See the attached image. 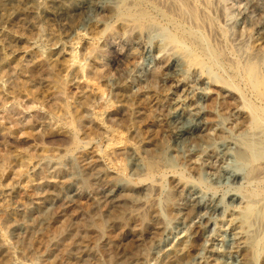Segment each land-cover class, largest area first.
Returning a JSON list of instances; mask_svg holds the SVG:
<instances>
[{
    "label": "rangeland",
    "instance_id": "1",
    "mask_svg": "<svg viewBox=\"0 0 264 264\" xmlns=\"http://www.w3.org/2000/svg\"><path fill=\"white\" fill-rule=\"evenodd\" d=\"M36 1V26L23 4L0 8V17L11 11L0 21V264H242L239 237L264 203V183L233 179L250 123L225 74L206 87L175 59L188 48L151 11L149 22L112 29L111 3L84 15L85 37L72 35L64 49L74 56L60 57L51 44L75 20L48 18L41 9L53 0ZM210 1L235 53L260 55L264 70V0ZM43 45L45 76L60 86L53 96L32 82ZM197 117L199 129L177 145L171 131Z\"/></svg>",
    "mask_w": 264,
    "mask_h": 264
},
{
    "label": "bare ground",
    "instance_id": "2",
    "mask_svg": "<svg viewBox=\"0 0 264 264\" xmlns=\"http://www.w3.org/2000/svg\"><path fill=\"white\" fill-rule=\"evenodd\" d=\"M1 2L2 1L0 0V8L2 7L3 10L6 8L5 7V4H7L6 2H9V3L17 2L19 4H23L25 6L24 8L28 7L29 12H31V16L27 19L26 25L36 26L39 23L38 10L41 7L37 4L36 0H4L3 3H1ZM109 3H111V4H109ZM102 4H109V5L113 4V6H114L113 10H111V12H110V15L114 16L115 21H116V23L113 24L112 29L113 28H115V29L121 28L124 31L128 28L129 23L138 24V26H140L141 24H144L147 21L149 22V20L151 19V16H152L149 13V11H151V13H153V14L159 15V17H161L160 24L166 30H167V28H169L171 30L172 36L174 37V39L177 41V43L179 45L186 46L188 48V51H186V52L182 51L181 53L178 54L177 57H175V59L176 58L177 59H183V60H185V62L188 65L193 66L195 69L199 70V72L201 73L202 81L204 82L206 87L214 84V82L216 81L215 77L217 75L215 76L214 72H223V74H225V80H223V82H222L223 88L225 89V91H227L233 95H236V98L239 101V104L241 105L242 121L243 122L248 121L250 123V126L247 129V131L244 130V132H245L244 136L245 137L243 138V141H242V148H240L241 152L239 154V158L241 160V164L239 162L238 165L239 166L241 165V168L239 170L236 169V171H231V173L233 172L232 173L233 179L234 180L238 179V174L236 172H244L243 173L244 175L242 173L241 174L243 176L242 178L244 180H246V183H248L247 185L254 182L259 187L260 184L264 183V70L259 66V63H260L259 60L260 59L258 57L260 55L258 57H255V56H253L254 55L253 54L252 57L247 56V58L245 60L244 59L241 60L239 58V56L232 49L231 44L225 40L224 31L222 30V28H220V26L217 24L214 17L211 15V13H212L211 11L213 10V5H212L210 0H53L50 4H48V6L41 9L43 14L48 16V18L49 17H52V18L67 17L66 18L67 20H68V18L74 19L75 23L72 25V27L69 28L67 33H65L62 36H58L55 38V40L51 44V50H53V52L60 57H65V56H67L69 58L73 57L74 53L72 51L66 52V50L64 49V45L66 43L67 44L71 43V40L73 38L72 39H70V38L72 35H78L81 39H82V37H85V33H81L79 31L81 29V25L85 21L84 15L88 14L91 11L100 9ZM8 6H11V5L9 4ZM15 6H17V5H15ZM108 7H110V6H108ZM18 9L16 7L15 10L17 11ZM28 9H26V10H28ZM10 10H11V8H10ZM20 10H22V8ZM219 10H221V9H219ZM1 12H2V10H1ZM9 13H7L8 14L7 16H6V13H3L0 17V21L4 20V22H5L6 20L4 18L7 19L9 16ZM21 18H23V17H21ZM1 25H2V22H1ZM67 46H69V45H67ZM71 47H72V45H71ZM37 48H39L37 51L39 53V58H37V60L34 63H32L33 65H32L31 70H32V72H34L33 74H36V77L32 79V82L39 83L40 85H44V86L46 85V86L51 87V90L53 91V94H52V96H53L54 94L59 93L60 86L54 80L47 78L48 76H45L48 73V62H49L48 56L46 55V48L47 47L45 45H43V46H41V48L36 47V49ZM96 48H97V46H96ZM92 52H94V51H92ZM181 54L183 57L181 56V58H180ZM75 60H77V59H75ZM75 63H76L75 66H77L78 69H80L81 67L83 68V64L81 62H80V64H78L77 62H75ZM177 65H178V63H177ZM177 65H176V67H177ZM168 68L170 69L171 67L168 66ZM222 76L223 75H221V77ZM170 78H171V76H170ZM205 86H204V88H205ZM39 88H42V87H39ZM119 94L122 98L128 99L130 97V92H129L127 83H124L123 85H121L119 87ZM205 94H206V91L203 90V92H202L203 97L205 96ZM196 112H198V110ZM193 116H194V114H193ZM200 123H201L200 117H197L191 121L189 120V122L186 123L185 127L183 126L181 129H176V130H175V128H176L175 127L174 131H171V137L175 140L177 145L183 144L184 140L186 138H189L191 133L193 134L194 130H196L198 128ZM178 128H180V127H178ZM251 129H253L252 134L251 135L246 134ZM3 157H5V156H3ZM231 159H232V157H231ZM147 164H148L147 165L148 169L150 171H152V170H154V168H156L155 163L152 161H148ZM230 175L231 174L229 172V176ZM255 187H256V185H255ZM262 188H264V187H262ZM252 191H254V190H252ZM256 193L253 192L250 195H253V196H254V194L257 195ZM250 195L248 192V194L245 196L248 197ZM263 198L258 197L256 200V197H255L254 201L256 200V202L260 203V201ZM251 200H249V201H251ZM252 203H253V200H252ZM194 205H195V202H194ZM198 205H199V203H198ZM208 207L210 209L215 210L216 204H209ZM246 207L247 208L250 207L248 202L246 203ZM208 210H205V212ZM197 211H198V209H197ZM209 212H211V211H209ZM256 216H255L256 219H255V221H253V223H250V221H248L249 223H246L243 226L242 234L239 237L241 239L239 241V249L241 250L240 252H241V254H242L241 256L243 258L242 264H252V260L254 258L257 259L256 262L258 264H264V203L261 206V208H258V213L256 214ZM205 223L208 224V220H206ZM198 227H197V229H198ZM250 227H253L254 231H255L254 237H252L251 241L248 238V230ZM187 241L189 243V240H187ZM187 241H185V242H184V240L182 241L183 247H180L179 251H181L182 248H184L182 250L185 251V248L187 247ZM230 241H231V239H230ZM211 247H210V249H211ZM196 248H197V246H196ZM202 248H200V249H202ZM250 248H252L251 251H250ZM230 249H232V248H230ZM187 250H189V248ZM195 251H196V249H195ZM234 251H235V249H234ZM197 252H199V251H197ZM197 254L198 253H196V255ZM230 254H231V252H230ZM235 261H234V263H236ZM182 264H186V263H182ZM225 264H227V263L225 262ZM237 264H239V263H237Z\"/></svg>",
    "mask_w": 264,
    "mask_h": 264
}]
</instances>
